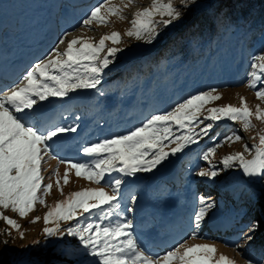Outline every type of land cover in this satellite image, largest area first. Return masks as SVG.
I'll use <instances>...</instances> for the list:
<instances>
[{"label": "snow or ice", "instance_id": "6c2138e0", "mask_svg": "<svg viewBox=\"0 0 264 264\" xmlns=\"http://www.w3.org/2000/svg\"><path fill=\"white\" fill-rule=\"evenodd\" d=\"M132 3L134 0H127L124 8ZM195 3L196 0H180L178 7L175 0H153L150 8L135 14L133 27L126 34L152 44L161 35L158 31L160 26L168 28L181 21L184 16L181 9ZM102 9L109 16L120 15L121 19L124 18L121 15L123 8L112 6L110 0H104L82 21V26L90 28L94 22L107 24L108 19L102 14ZM157 15L161 19L153 20ZM69 35L71 33H65L46 57L36 62L23 75L19 83L0 94V209L11 208L24 218L35 210L37 203L47 206L44 197L50 194L53 185L50 182L43 183L45 178L42 174V162L45 157H49L57 159L58 164L67 165L63 185L69 183V172L75 169L77 177L97 185L103 182L111 188V193L103 187L72 192L64 200L56 202L44 216L46 225L60 220H77L76 225L69 227L67 232L79 238L85 251L94 258L92 264H235L234 260L224 255L216 260L217 249L214 245L188 246L187 241L164 255L153 258L142 246L133 220L126 215V212L134 211L131 205H135L137 197H130L125 210L122 207V188L127 183L125 178L135 179L138 173L152 172L170 157L184 153L189 146L198 144L209 135L215 122L225 119L242 121L243 129L247 131L253 127V115L257 120L264 121V109L257 105L253 113L246 98L241 97V107L229 104L208 108V115L201 119L205 106L222 98L218 89L213 87L190 95L168 111L150 115L140 125L123 134L82 144L79 152L85 157L84 160L58 159L56 148L63 142L66 134L77 133L79 124L65 126L50 123L48 104L57 99H71L70 93L82 89H95L101 96L104 95L98 85L102 83L105 69L114 63L117 53L123 51L119 47L106 45V41H111L112 45L121 42L118 32L102 36L98 43L92 42V38L84 37L68 40ZM66 40L67 47L61 51L59 46L65 44ZM105 48L107 52L101 56ZM247 86L256 90L257 99L264 101V51L251 57ZM205 121L209 122L205 124ZM241 139L236 133L226 136L222 142L204 151L202 159L211 164L219 147ZM171 145L175 146L170 151L166 150ZM254 148L256 154L251 160L246 159L244 153H235L225 156L222 163L226 167H232L238 161L246 176L264 179V135L259 137V145ZM245 151L251 152L252 149L245 145ZM195 174L200 177L218 175L217 171L211 169H201ZM53 175L63 194L59 167ZM198 203L200 207L193 218L195 229L200 228L209 209L214 207L204 196L198 197ZM78 214L88 215L81 222ZM113 215L117 217L115 221L110 219ZM0 220L18 231L21 227L2 211ZM39 220L40 217L37 216L32 223ZM257 227L259 225L255 223L249 225L248 231L254 232ZM44 232L48 236L60 234L59 227H45ZM20 234L23 237L24 233ZM197 237L198 233L193 231L191 239ZM252 238L245 235L247 240ZM4 243L7 244V241ZM247 264L253 262L249 260Z\"/></svg>", "mask_w": 264, "mask_h": 264}, {"label": "rangeland", "instance_id": "374dc122", "mask_svg": "<svg viewBox=\"0 0 264 264\" xmlns=\"http://www.w3.org/2000/svg\"><path fill=\"white\" fill-rule=\"evenodd\" d=\"M103 2L104 0H0V29L2 28V30L5 31L0 35V40H3L5 50L8 45H14L11 46L10 49L13 53L17 52V45L26 42L25 40L28 38L31 40L30 42L36 44L42 42L43 36H50V32L56 28L52 25H49L46 30L41 33L39 32V36H36L38 34L37 30L42 29L46 24L45 21L49 19L69 20L68 26L72 31L71 35L68 36V40L74 37H84L92 38V42L98 43L99 39L106 34L110 35L113 32L120 33L121 42L119 44L112 45L111 41H106L108 47H119L123 49V51L117 53L114 63L109 65L108 69H105L102 83L98 85V88L103 91L104 95L101 96L95 89H82L77 90L75 93H70L71 99L66 98L64 100L65 107L61 109V112L69 108V106H72L70 114L72 120L67 126L79 124L77 134L83 137L81 144L107 138L116 134H123L144 122L147 119L142 118V115L145 113V106L140 107V105L138 107V101H145L146 106L147 104L150 105V107L156 106L158 111L154 114H157L170 110L175 104L182 102L190 95L214 87L218 89V94L221 95L222 98L206 105L201 113V119L208 115V108L223 107L229 104L235 107H241V97L246 98L247 104L253 113H255L257 105H259L261 109H264V101L257 99L255 94L256 90L247 86L250 68L245 78H243V82L233 86L244 68L243 63L246 59L245 49H242L244 44H242L240 51L235 53L233 60L227 59L221 63L218 62L211 75L204 77V73L196 69V71H198L197 73H201L203 76V79L197 83L191 81L193 75L188 74L189 70L186 67L184 68L185 73H182V76H185L183 79L180 78V74L178 73L180 69H177L178 74L172 72V74L176 76V79L179 80V83L174 85L173 89H166L167 93L151 91L150 87H148V95L146 96H144V91H140L139 88L127 90L121 87L113 91L114 83H108L111 76L116 78L120 74L118 73L120 70L121 74L123 71L126 72L129 64H140L141 59L144 60L143 62L148 61L149 54L159 42L160 36L152 44H148L144 40H136L134 36H128L126 34L127 31L133 27L132 21L135 14L146 7L150 8L153 4V0H134V3L127 8H124V4L127 3V0H110L112 6L123 8L121 15L124 18L121 19L120 15L109 16L105 10L102 9V14L108 19L107 24H97L94 22L90 28L83 27L82 21L88 17L95 7ZM163 2H166V0H163ZM62 5H67V8L70 9L71 18L64 16L63 10L61 9ZM160 19L161 17L158 15L153 17L155 21H159ZM3 22L5 23L4 25H2ZM163 28V26L158 28L161 34L164 32ZM56 30L59 35L63 36L65 34L62 29L57 28ZM67 42L66 40L65 44L59 46L61 51L66 49ZM106 52L107 48L101 53V56L105 55ZM159 71L162 72L160 75H165L166 73V70ZM153 77L154 74L151 75V78ZM179 87L185 88L182 91L179 90L175 96L174 91L178 90ZM110 88H112V90ZM141 97H145V99ZM59 102L60 100L58 99L54 100V102L48 104V106H52L53 110L57 111L59 109ZM77 117H79V119H77ZM251 119L253 127L249 128L247 131L243 129L242 121L233 122L225 119L215 122L213 128L217 130L216 132L225 129V131H223L226 134L225 137L236 133L239 134L242 139L234 143H225L222 147H219L214 158L211 160V164L202 159L203 152L222 142L225 138L223 136L224 133L217 138L218 140L216 141L215 138L219 132L214 133L210 131L209 135L201 139L198 144L189 146V148L185 149L184 153L170 157L169 160L158 165L152 172L138 173L135 179L125 178L127 183L122 188V195L124 197L122 207L126 210V207L123 205L126 204L127 206V201L130 199V197L128 199L126 195L128 190L135 188L136 191L133 195L137 196V194H140L143 196V199H137L135 205H131L136 208L135 210L138 214L137 219L133 220V223L135 225V231L138 232V236L141 238L142 242L149 240L151 244L155 245L160 239L166 242H171L173 240L171 245H174L179 239H182L188 234L185 232L186 227L194 228L193 218L200 207L199 204L195 205L196 187L194 186V182L211 188L217 187L219 188V192L234 194L244 186L241 177L245 176L250 181L260 185V191L257 192L260 198L263 196L261 192L264 190V179L246 176L239 166L238 161L234 162L232 167H226L222 163L225 156L235 153H244L245 158L249 160L254 158L256 154L254 146L259 145V137L264 135V121L257 120L255 115H253ZM208 122L209 121H205V124ZM201 127H203V125H201ZM245 145H248L252 151L246 152ZM60 146L61 145L58 147ZM174 146L175 145H171L166 150L170 151V148ZM194 155L195 157L193 158L192 156ZM57 156H59V154H57ZM185 161L187 163L183 164ZM188 162H190V167H188L189 174L187 175L188 179H186L187 183L180 182L177 183L176 186L170 185L169 182L174 184L176 174L183 168V165L188 164ZM57 167H59L63 194H61L60 189L57 187L56 177L53 175ZM66 168V164H58L57 159H51L49 157H45V160L42 162V174L45 178L43 183L47 184L50 182L53 185L50 194L44 197L47 206L37 203L35 205V210L24 218L20 217L17 212L12 211L11 208L0 209L5 216L16 220L21 226L18 231L8 225L4 220H0V264H92L94 258L85 252L79 238L71 236L67 232L69 227H74L76 225L77 220H70L67 222L60 220L46 225L44 216L56 202L64 200L72 192L103 187L106 191L111 193V188L103 182L97 185L87 179L77 177L75 169H71L69 172V183L63 185V175ZM201 169L215 170L218 175L216 177H200L195 173ZM185 173L186 171H184L182 175ZM113 175H116V173H113ZM142 183L146 186L149 185L147 191H141L140 188H144V186L141 185ZM161 185H163V189ZM172 186L174 189H172ZM40 194L42 195V193ZM214 194H217V196L213 197L215 198L213 204L216 208L214 211L209 212L205 216V220L201 223L199 229H203V231H208L207 227L210 223L216 220H223V216L221 215L222 211L220 210L222 206L220 200H218V192L214 191ZM79 211L81 210H78V212ZM140 212H144L146 215H140ZM126 215L132 219V216H129L127 212ZM37 216L40 217L39 222L32 223ZM79 218L84 217L78 214V219ZM116 218L117 217L113 215L110 219L115 221ZM258 219L260 220V217H258ZM81 222H84V220H81ZM260 223L261 226L256 233V238L246 242L250 243L255 240L252 244L241 245L243 239H239L236 244L239 245V247L235 245L224 247L222 239H217L216 241L219 243H216L212 242L210 239L208 241L202 240L200 237L188 240L187 244L188 246L196 244L214 245L217 249L215 254L216 260H218L221 255H224L234 260L235 264H247L249 260L252 262L254 261L253 264H264V260L260 262L257 258L251 257V259H249L250 256L248 257L250 247L255 245L256 242L261 243L260 248L264 246L263 219L260 220ZM45 227H59L60 234L48 236L44 232ZM167 228L173 229L165 230ZM177 231L180 233L178 238L175 237L177 236ZM9 232L11 233L10 235ZM21 232L24 233L23 237H21ZM226 232L230 233L229 231H223L221 228L217 237H220L222 233ZM223 236L227 235L224 234ZM162 237H166L167 239H163ZM252 237L254 238V236ZM152 240L156 243H153ZM5 241H7V244L4 243ZM180 242L183 241L181 240ZM80 248L84 253L80 252ZM164 249H166V247H164ZM165 253L166 252L162 253L160 256Z\"/></svg>", "mask_w": 264, "mask_h": 264}, {"label": "trees", "instance_id": "16d2710c", "mask_svg": "<svg viewBox=\"0 0 264 264\" xmlns=\"http://www.w3.org/2000/svg\"><path fill=\"white\" fill-rule=\"evenodd\" d=\"M175 4L179 7L180 0H175ZM181 10L184 13L182 20L163 28L164 32L160 35L159 42L149 54V62L145 63L144 69L136 66L135 71L127 73L126 81L129 82L125 85L139 78L141 80L144 77H139L141 73L145 75L152 71L155 72L154 88L163 85L172 89L179 83L172 72L176 74L177 69H180L178 73L183 79L185 76H182V73H185L186 67L189 70L188 74L193 75L191 81L197 83L203 76L197 73L196 69L202 71L205 76L213 73L218 62L233 60L235 53L239 52L243 35L248 33L251 44L245 49V69L239 82L242 83L250 68L251 57L264 51V0H196L195 4ZM159 70H166L165 79L160 78ZM211 131L219 132L216 141L223 133L224 137L226 135L223 132L225 129L216 132L217 130L213 128ZM198 188L204 189L200 195L211 203L215 201L213 197L217 196L214 191L218 192V200L226 207L225 216L228 218L226 225L234 226V232L236 230L235 235L229 238L232 239V244L241 238V233L244 234L241 245L251 241L245 239V235L254 236L252 239L256 238L261 219L264 224V190L260 198L258 192L245 185L234 194L219 192L217 187L214 191L209 186L198 185ZM132 193L133 191L130 195ZM254 223L259 227L254 232H249V225ZM260 244L256 242L250 247V251L262 250L264 246L260 248Z\"/></svg>", "mask_w": 264, "mask_h": 264}, {"label": "water", "instance_id": "95a60500", "mask_svg": "<svg viewBox=\"0 0 264 264\" xmlns=\"http://www.w3.org/2000/svg\"><path fill=\"white\" fill-rule=\"evenodd\" d=\"M246 183L249 187L254 188L255 190L259 191L260 190V186L254 182H251L249 180L246 179Z\"/></svg>", "mask_w": 264, "mask_h": 264}]
</instances>
